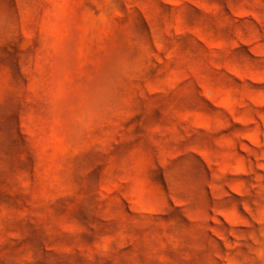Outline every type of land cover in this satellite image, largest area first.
<instances>
[{
    "label": "rangeland",
    "instance_id": "rangeland-1",
    "mask_svg": "<svg viewBox=\"0 0 264 264\" xmlns=\"http://www.w3.org/2000/svg\"><path fill=\"white\" fill-rule=\"evenodd\" d=\"M0 264H264V0H0Z\"/></svg>",
    "mask_w": 264,
    "mask_h": 264
}]
</instances>
